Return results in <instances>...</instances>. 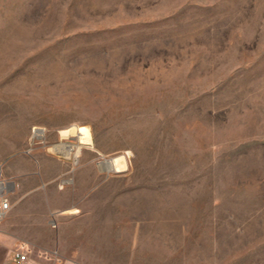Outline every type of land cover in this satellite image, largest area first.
Wrapping results in <instances>:
<instances>
[{"label": "rangeland", "instance_id": "rangeland-1", "mask_svg": "<svg viewBox=\"0 0 264 264\" xmlns=\"http://www.w3.org/2000/svg\"><path fill=\"white\" fill-rule=\"evenodd\" d=\"M0 136L124 155L138 264H264V0H0Z\"/></svg>", "mask_w": 264, "mask_h": 264}, {"label": "crops", "instance_id": "crops-1", "mask_svg": "<svg viewBox=\"0 0 264 264\" xmlns=\"http://www.w3.org/2000/svg\"><path fill=\"white\" fill-rule=\"evenodd\" d=\"M2 156L1 175L9 183L11 208L0 221V264H15L12 252L20 245L41 264H138L135 216L128 214L121 224L110 209L135 205V197H106L105 171L99 166L81 163V157L72 165L45 145ZM38 177L45 182L38 183ZM54 179L58 184L51 186ZM121 229L120 240L116 231ZM148 264H153L151 259Z\"/></svg>", "mask_w": 264, "mask_h": 264}, {"label": "bare ground", "instance_id": "bare-ground-1", "mask_svg": "<svg viewBox=\"0 0 264 264\" xmlns=\"http://www.w3.org/2000/svg\"><path fill=\"white\" fill-rule=\"evenodd\" d=\"M35 134L41 136L42 130L36 129ZM70 135H75L76 137H87V133L78 131L76 127H70L68 129L60 131V136L62 138H66ZM49 149L56 153L63 154L65 157L70 156L73 151H76L75 146L66 144L64 142L51 145ZM98 166L101 170L107 172H122L127 168V160L124 155H119L114 158H109L99 162Z\"/></svg>", "mask_w": 264, "mask_h": 264}, {"label": "built area", "instance_id": "built-area-1", "mask_svg": "<svg viewBox=\"0 0 264 264\" xmlns=\"http://www.w3.org/2000/svg\"><path fill=\"white\" fill-rule=\"evenodd\" d=\"M35 130L36 129H34L32 132V137L38 139L43 138V132L42 135L39 136L35 134ZM8 194L9 183L5 179H3L0 167V221L7 215L8 211L11 208ZM29 253L30 250L27 249L26 246L20 245L13 250L11 259L15 262V264H39L29 257Z\"/></svg>", "mask_w": 264, "mask_h": 264}]
</instances>
